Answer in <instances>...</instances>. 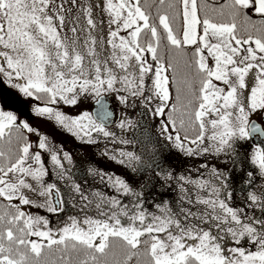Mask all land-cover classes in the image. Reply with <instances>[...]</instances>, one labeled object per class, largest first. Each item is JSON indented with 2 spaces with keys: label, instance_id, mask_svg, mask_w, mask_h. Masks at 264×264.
<instances>
[{
  "label": "snow or ice",
  "instance_id": "snow-or-ice-1",
  "mask_svg": "<svg viewBox=\"0 0 264 264\" xmlns=\"http://www.w3.org/2000/svg\"><path fill=\"white\" fill-rule=\"evenodd\" d=\"M0 264H264V0H0Z\"/></svg>",
  "mask_w": 264,
  "mask_h": 264
},
{
  "label": "rangeland",
  "instance_id": "rangeland-1",
  "mask_svg": "<svg viewBox=\"0 0 264 264\" xmlns=\"http://www.w3.org/2000/svg\"><path fill=\"white\" fill-rule=\"evenodd\" d=\"M173 28L179 35V29H180L179 21H176L173 23ZM64 110L70 115L77 114L74 110H70L68 108H65ZM118 114L119 113L117 112V116ZM33 123L34 125L36 124L35 121H33ZM38 126L40 127L41 132L44 134H47L49 138L53 140L56 144L58 145L63 144L64 150L71 152L76 159L80 158V153L84 151V148L86 146L81 145L78 141L75 140V138L71 137L70 134H67L63 132L61 129L54 127V125L51 123L43 122V123H39ZM148 131L153 132V126L151 124H148ZM33 140H35V137H33ZM102 149H103V145H100L99 149H94V150L98 151ZM100 167L105 168V170H108L109 167L116 168V166L114 165L109 166L103 161L100 162ZM32 211L39 212L41 215L48 216L49 219L53 222V224L56 223V218L46 212H43L42 210H37V209H32Z\"/></svg>",
  "mask_w": 264,
  "mask_h": 264
},
{
  "label": "trees",
  "instance_id": "trees-1",
  "mask_svg": "<svg viewBox=\"0 0 264 264\" xmlns=\"http://www.w3.org/2000/svg\"><path fill=\"white\" fill-rule=\"evenodd\" d=\"M149 2H151V0H149ZM198 2H203V0H198ZM216 2H219V0H207V3L209 5L213 4V3H216ZM209 13L211 14V9H209ZM153 15H155V9H153ZM161 53L164 54L165 53V49L162 47L161 48Z\"/></svg>",
  "mask_w": 264,
  "mask_h": 264
}]
</instances>
